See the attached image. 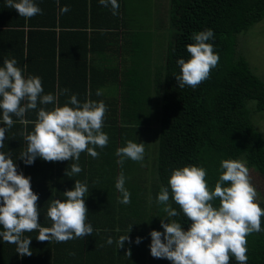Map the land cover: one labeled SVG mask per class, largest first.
Wrapping results in <instances>:
<instances>
[{
  "label": "trees",
  "instance_id": "1",
  "mask_svg": "<svg viewBox=\"0 0 264 264\" xmlns=\"http://www.w3.org/2000/svg\"><path fill=\"white\" fill-rule=\"evenodd\" d=\"M122 2L118 0V13L113 15L111 5L104 7L99 0H34L42 14L25 18L15 9L6 7V0H0V67L5 60L15 59L26 79L41 78L44 89L41 96L51 93L57 97L52 104L38 103L35 110H29L23 117L27 123H20L21 118L12 115L11 128L3 123V110L0 109V127L7 129L0 152L13 160L18 174L31 178L32 190L39 196L40 227H52L53 222L47 217L51 203L56 199L65 201L64 193L74 190L76 181L84 183L78 174L68 176L66 172H70L74 163L84 170L85 157L84 152L78 161L73 158L47 162L37 157L32 165H26L20 159L28 147L25 134L34 131L41 108L52 111L65 105L74 107L69 103L73 95L81 105L85 103L87 81H99L92 73L93 54L114 57L115 67L109 68L110 78L104 81L114 82L118 76L123 77L120 81L122 93L117 96L108 95L109 92L98 96V89L91 88L92 102L104 100L107 107L101 131L111 139L131 134L133 142L137 143L135 138L142 142V138L151 133L155 140L153 147H147L152 153L150 188L133 184L130 165H114L113 161H108V149L100 154L98 185L93 187L89 183L84 196L88 209L86 223L92 225L93 233L72 239L70 245L62 247L64 251L71 250L66 256L73 261L80 246L91 248V240L98 235L126 236L128 232L144 230L163 233L161 219L165 223L178 222L188 231L192 222L175 203L169 185L174 170L191 166L204 168L208 186L213 191L222 174L224 160L240 158L247 168L264 177V138L252 122L250 107L256 112L264 111V80L251 69L245 57L237 54L238 37L245 36L250 27L264 21V0H170L168 18L172 34L166 45L164 62L155 70L153 92L156 95L149 99L137 89L144 79L141 75L144 74L143 59L132 47V44L134 47L140 44L136 42L138 36L126 31ZM65 6L69 11L62 13ZM208 29L214 31V38L206 43L214 46L219 62L209 78L196 88L187 85L180 88L176 80V76L181 75L177 61L187 62L191 58L186 46L196 43L195 34ZM100 38H108V42L100 44L97 40ZM125 45L131 49L126 55L132 63L130 69L122 71L119 61L126 58ZM106 70L98 72L103 75ZM113 75L115 80L111 81ZM112 99L116 104L110 103ZM26 103L22 101L21 106ZM87 165L89 170L95 167L93 160ZM121 173L125 177L124 187L131 194L129 204L120 203L123 197L115 187ZM87 174L89 177L86 174L85 177L91 180V174ZM223 186L230 187V183ZM162 188H168V205L179 213L178 216L168 217L163 211L167 205L157 202ZM211 203L215 208L220 206L219 198ZM261 229L247 236V264H264V217ZM38 235L39 229L23 234L22 238L32 241V255L24 257L17 253L15 244L6 243L0 237V264H55L56 240L40 242L36 239ZM144 235L136 233L137 238ZM146 243L145 239L141 240L139 246L131 249L134 263L138 259L143 261L141 253L144 250L140 248ZM113 244L101 246L110 250L107 259L101 257V264L119 262L122 248L115 250ZM158 259L156 264H163ZM230 264H238L235 257H230Z\"/></svg>",
  "mask_w": 264,
  "mask_h": 264
},
{
  "label": "clouds",
  "instance_id": "2",
  "mask_svg": "<svg viewBox=\"0 0 264 264\" xmlns=\"http://www.w3.org/2000/svg\"><path fill=\"white\" fill-rule=\"evenodd\" d=\"M104 7L111 5L113 15L118 13V0H99ZM6 7L15 9L20 17L32 18L42 14L34 0H6ZM67 6L61 9L67 13ZM195 44L187 45V52L191 58L177 61L181 75L176 76L179 87L185 85L196 88L209 78L211 70L219 62V55L214 53V46L206 41L214 38V31L205 30L194 35ZM15 59L5 60L0 67V109L3 110V123L7 128L13 126L12 115L20 119V123H27L23 119L29 110H35L38 103L52 104L57 97L51 93L41 96L44 89L39 77L23 76ZM68 90L65 89L66 93ZM98 96L102 90H97ZM27 101L21 106L22 101ZM69 103L55 107L52 111L41 108L35 122L34 131L25 134L28 147L21 154L20 159L26 165H32L37 157L47 162H61L71 159L79 160L80 154L87 151L93 158L99 153L95 147L107 146L109 137L101 131L107 111L101 101L85 102L82 105L73 95ZM6 128L0 127V148H3ZM145 144L128 141L125 147L117 149L116 155L127 157L133 161L144 159ZM123 159L117 163L123 164ZM222 174L210 190L204 168L191 166L174 170L169 185L172 198L182 209L192 223L188 231H184L178 222L165 223L161 219L164 232L153 230L150 233V251L154 258L172 261V264H230V257H235L238 264H247V236L260 232L264 209L256 202L257 191L251 183L248 168L239 161L224 160L221 162ZM82 168L72 164L66 175L79 174ZM230 183V187H224ZM123 173L118 177L115 187L122 194L120 203L129 204L131 194L125 187ZM88 192L85 183L76 181L74 190L64 193L65 201L56 199L47 211V217L53 222L52 227H40L37 202L39 196L31 187V178L18 174L13 160L0 152V225L4 231L0 232L3 241L17 246L16 251L21 256H31V239L22 238L25 232L39 229L37 240L67 242L72 239L92 235L93 227L86 223L88 209L84 196ZM219 198V208L213 207L211 201ZM169 190L162 188L157 202L167 205L163 211L168 217L179 215L168 205ZM125 241L130 242L129 235L121 236L116 242L123 248ZM141 242L137 238L136 244ZM111 245L113 240L108 239ZM131 255V251L127 253Z\"/></svg>",
  "mask_w": 264,
  "mask_h": 264
},
{
  "label": "rangeland",
  "instance_id": "3",
  "mask_svg": "<svg viewBox=\"0 0 264 264\" xmlns=\"http://www.w3.org/2000/svg\"><path fill=\"white\" fill-rule=\"evenodd\" d=\"M169 1L170 0H123L122 2L123 19L127 27L126 31L129 34L137 35L138 40L136 42L140 43L136 47L132 44L133 49L135 51L137 50L140 57L143 59L141 66L144 68V74L141 75L144 79L137 89L143 96H148L147 99H149V96L151 98L156 95V93L153 92V90L155 91V70L160 66L159 64L164 62L166 45L172 34L168 18ZM141 53L144 55H141ZM237 54L238 56L242 55L245 57L251 69L264 80V21L250 27L245 33V36L238 37ZM111 94L112 93L108 95ZM250 107L252 108V122L264 138V111L256 112L253 106ZM144 133L147 134V130L144 131ZM126 137L130 139H128L125 144H127L128 141H132L131 134H127ZM135 140L137 143L145 144L144 159L137 162L127 157L118 158L120 160L123 159V164L130 165V169H133L131 176L133 184H140L141 186L146 185L150 188L149 183H151L153 179L150 167L152 153L148 151L147 147L148 145L153 147L155 140L151 133L144 136L142 142L140 138H135ZM237 161L245 165V162L241 161L240 158H238ZM248 170L251 183L258 194L256 202L261 207H264V177L252 168H248ZM144 231L146 232V230ZM153 261H157V258ZM159 261L163 264H172V261L163 258H159L158 262Z\"/></svg>",
  "mask_w": 264,
  "mask_h": 264
},
{
  "label": "crops",
  "instance_id": "4",
  "mask_svg": "<svg viewBox=\"0 0 264 264\" xmlns=\"http://www.w3.org/2000/svg\"><path fill=\"white\" fill-rule=\"evenodd\" d=\"M97 40H98V43H100V44L102 42H108V38H106V39H101L100 38V39H97ZM124 47H125L124 56H126V58H124L123 60L120 59L123 62L119 61V63H120L119 68L122 71L130 69L131 68V63H132L131 58L126 55L127 53L129 54V50H131V49H129L126 45ZM113 59H114V57H110V56L104 57V56L100 55V56L97 57L94 54L91 56V67L93 68L92 73H93V76L95 77V79H97L99 81L92 82V83H89L87 81V84H86V86H87L86 92L87 93H86L85 102H89V101L94 100L93 96L90 97L91 88L92 87L94 89L102 90V93L103 92H109V94L112 93V95H115V96H117L120 93H122V87L123 86H122V83L120 81L122 80L123 77L118 76V80L114 81L115 80V76L113 75L110 80L114 81V82L104 81V80H108L110 78L109 75L107 74L109 68L115 67V62L113 61ZM109 60L111 62H109ZM103 69H107V70L102 75L98 71H102ZM112 98H114V97H112ZM114 101H116V100L112 99V101L110 103L114 104L115 103ZM99 102H101V101H98L97 103H99ZM117 125L122 127V124H117ZM128 139H130V138H127L126 136H123L122 138H118V139L109 138L108 144L104 148H100L98 146H93V145L90 144L89 147H95V150L99 153V156L97 158H93L92 156H90L87 153V151L84 152V156L83 157H85V160H84L83 166H84L85 169L84 170L82 169V171L78 174L80 176L79 179L83 180L84 183L86 184V186H88L89 183H90L91 186L95 187L96 184L99 182L98 178L96 176H97V171L99 172V169H100V162H101V160H100L101 159V157H100L101 155L100 154L101 153L103 154L104 153L103 151H106L108 149L107 150V152L109 154L108 155V161H113L115 163L114 165L118 164L117 162H115V161L120 160L118 158L119 156L116 155L117 149L125 147L127 145V144H125V142ZM132 142H133V140H132ZM91 160H93V165L95 167L92 168L91 170H89V169H87V167H88L87 164ZM87 173L91 174V180H88L86 178V177H89ZM85 174H86V177H85ZM132 233H133V236H131ZM134 233H135V235H134ZM136 233H145L144 237H142L141 240L145 239V241H147L148 243H146L145 245H143L140 248V250H144V253L143 252L141 253V256L143 257V261H141V259H138L134 263V261L132 259L133 252H132L131 249H133V246H135V248H136V246H139L138 244H136V240H137ZM150 233L151 232L148 231V230H146V232H143V231H131V232H128L127 234L130 237V242L129 241H125L126 246L124 244V247L122 248V251L119 253L120 260H119V262H116L115 264H156V262L153 261L156 258L151 256V254H150V245H151V242H152ZM121 236H123V235L119 234L117 236H110V237H109V235H108V237H105L104 235H98L96 237H93V240H91V248H86V245L83 244V247L80 246V249H78L76 251L75 261H73V259L69 255L66 256V254L70 253L71 250L64 251L62 249V247L64 248L66 245H70L69 243L73 242L74 240H69L67 242H57L56 241V245H57L58 249L55 250L56 251V253H55V264L56 263L58 264L60 262H62L60 264H101V262H100L101 257L107 259L108 255H109V252H110V250L108 248L101 247V246L108 244L107 240L109 238H111V239L113 238L112 240H113L114 244L112 243L113 244L112 246H113V249L116 250V248H119L116 242L119 240V238ZM85 241L86 240L84 239V242ZM132 244H134V245H132ZM129 250L131 251V255L127 254L129 252ZM131 261H132V263H131ZM108 264H111V263L108 262Z\"/></svg>",
  "mask_w": 264,
  "mask_h": 264
}]
</instances>
